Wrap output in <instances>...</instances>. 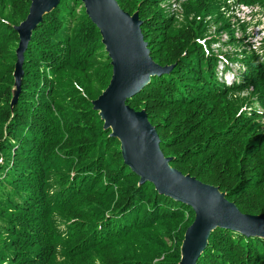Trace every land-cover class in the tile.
I'll list each match as a JSON object with an SVG mask.
<instances>
[{
  "label": "trees",
  "instance_id": "1",
  "mask_svg": "<svg viewBox=\"0 0 264 264\" xmlns=\"http://www.w3.org/2000/svg\"><path fill=\"white\" fill-rule=\"evenodd\" d=\"M116 1L138 12L152 59L172 65L127 104L146 111L170 165L264 213V44L262 54L210 49L222 30L237 41L222 6L264 0H195L184 21L164 0ZM29 5L0 0V264H179L194 211L139 183L92 108L112 67L81 0H60L32 31L10 106L14 26ZM196 264H264V239L217 228Z\"/></svg>",
  "mask_w": 264,
  "mask_h": 264
},
{
  "label": "water",
  "instance_id": "2",
  "mask_svg": "<svg viewBox=\"0 0 264 264\" xmlns=\"http://www.w3.org/2000/svg\"><path fill=\"white\" fill-rule=\"evenodd\" d=\"M85 12L98 27L101 41L110 59L112 73L108 85L92 100V108L103 121V128L118 139L123 162L166 196L189 205L194 219L186 228L180 247L179 264H196L206 248L209 236L217 228L264 239V213L240 211L217 185L205 183L170 165L160 138L144 109L135 110L127 100L141 91L153 76L170 71L172 65H159L150 56L141 31L138 12L123 10L116 0H81ZM60 0H30L24 20L14 26L19 41L13 70L10 106L18 99L23 76L24 52L32 31L43 16Z\"/></svg>",
  "mask_w": 264,
  "mask_h": 264
},
{
  "label": "rangeland",
  "instance_id": "3",
  "mask_svg": "<svg viewBox=\"0 0 264 264\" xmlns=\"http://www.w3.org/2000/svg\"><path fill=\"white\" fill-rule=\"evenodd\" d=\"M185 1L186 3L183 5V2ZM193 1L195 0H164L161 3V6L165 7V9L169 13H173L178 21H184L187 17V14L185 12V5H187V7H190ZM220 11H222L223 16L230 21V26L234 29V37L235 39H237V41L234 43H230L228 31L222 30L218 34V39L211 43V51L215 54L229 53V55H233L234 52H239L242 48H247L257 54H262L264 44V8H262L257 3L247 4L238 2L234 5L229 6L228 8H226V6H222L220 8ZM207 19L211 21L212 18L211 16H207ZM243 24H245L244 30L240 26ZM216 30L217 25L211 22L209 25L208 33H214ZM227 76L230 81L232 76L231 73L224 75V77ZM243 94H248V91H245ZM256 107H260V105L256 103ZM260 121L264 122V116ZM65 249L63 251H57V255L55 257L57 261H64ZM100 259L102 260V255L100 256ZM96 264H100L98 260H96Z\"/></svg>",
  "mask_w": 264,
  "mask_h": 264
},
{
  "label": "built area",
  "instance_id": "4",
  "mask_svg": "<svg viewBox=\"0 0 264 264\" xmlns=\"http://www.w3.org/2000/svg\"><path fill=\"white\" fill-rule=\"evenodd\" d=\"M221 68V67H220Z\"/></svg>",
  "mask_w": 264,
  "mask_h": 264
}]
</instances>
